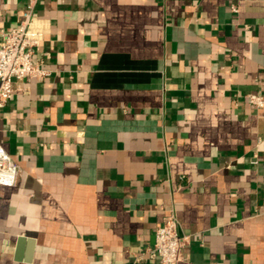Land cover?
<instances>
[{"label": "crops", "instance_id": "crops-1", "mask_svg": "<svg viewBox=\"0 0 264 264\" xmlns=\"http://www.w3.org/2000/svg\"><path fill=\"white\" fill-rule=\"evenodd\" d=\"M29 3L0 0V29ZM36 14L51 75L0 109L20 168L0 186V264H159L148 249L170 211L180 264H264V109L246 98L264 97V0H39Z\"/></svg>", "mask_w": 264, "mask_h": 264}, {"label": "built area", "instance_id": "built-area-1", "mask_svg": "<svg viewBox=\"0 0 264 264\" xmlns=\"http://www.w3.org/2000/svg\"><path fill=\"white\" fill-rule=\"evenodd\" d=\"M39 0H30L20 24L10 32L0 29V109L4 108L16 93L15 83L29 78H47L51 72L35 61V50L45 41L49 32L46 21L37 17ZM234 11L237 10L234 8ZM249 104L264 109V97L255 94L246 96ZM20 168L0 144V186L15 187L19 181ZM155 242L148 249L150 258L159 264H180L183 249L188 244L180 234L177 214L170 211L157 230Z\"/></svg>", "mask_w": 264, "mask_h": 264}, {"label": "water", "instance_id": "water-1", "mask_svg": "<svg viewBox=\"0 0 264 264\" xmlns=\"http://www.w3.org/2000/svg\"><path fill=\"white\" fill-rule=\"evenodd\" d=\"M26 242H27V239H25V238H20V239L18 240V254L20 253L21 249L23 248V245H24ZM31 244H33V243L31 242Z\"/></svg>", "mask_w": 264, "mask_h": 264}]
</instances>
